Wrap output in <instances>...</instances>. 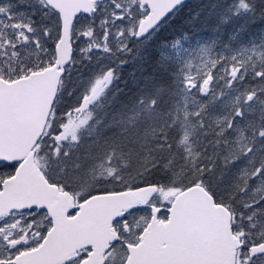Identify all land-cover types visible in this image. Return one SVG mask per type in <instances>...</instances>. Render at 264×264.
<instances>
[{"label":"snow or ice","instance_id":"6c2138e0","mask_svg":"<svg viewBox=\"0 0 264 264\" xmlns=\"http://www.w3.org/2000/svg\"><path fill=\"white\" fill-rule=\"evenodd\" d=\"M0 264H264V0H0Z\"/></svg>","mask_w":264,"mask_h":264}]
</instances>
